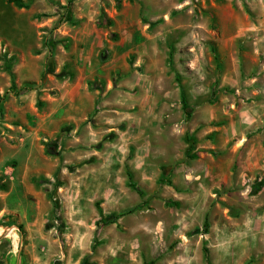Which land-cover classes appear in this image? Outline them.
Returning <instances> with one entry per match:
<instances>
[{
	"label": "rangeland",
	"instance_id": "obj_1",
	"mask_svg": "<svg viewBox=\"0 0 264 264\" xmlns=\"http://www.w3.org/2000/svg\"><path fill=\"white\" fill-rule=\"evenodd\" d=\"M12 1L0 264H264V0Z\"/></svg>",
	"mask_w": 264,
	"mask_h": 264
},
{
	"label": "trees",
	"instance_id": "obj_2",
	"mask_svg": "<svg viewBox=\"0 0 264 264\" xmlns=\"http://www.w3.org/2000/svg\"><path fill=\"white\" fill-rule=\"evenodd\" d=\"M32 1H34V0H32ZM12 2L15 3V5L19 8H26L27 7V5H25L24 2L21 0H13ZM184 103L186 105V99H184ZM262 189H264V181L256 184L253 187V192L256 194V193H259Z\"/></svg>",
	"mask_w": 264,
	"mask_h": 264
}]
</instances>
